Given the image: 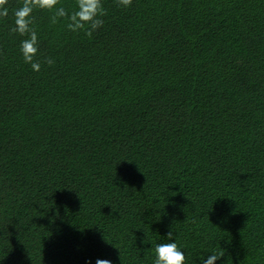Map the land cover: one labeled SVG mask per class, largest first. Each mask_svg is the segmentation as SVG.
<instances>
[{
    "label": "trees",
    "instance_id": "obj_1",
    "mask_svg": "<svg viewBox=\"0 0 264 264\" xmlns=\"http://www.w3.org/2000/svg\"><path fill=\"white\" fill-rule=\"evenodd\" d=\"M0 17V264H264V0L34 8L41 64ZM52 60L51 64L47 60Z\"/></svg>",
    "mask_w": 264,
    "mask_h": 264
},
{
    "label": "clouds",
    "instance_id": "obj_2",
    "mask_svg": "<svg viewBox=\"0 0 264 264\" xmlns=\"http://www.w3.org/2000/svg\"><path fill=\"white\" fill-rule=\"evenodd\" d=\"M129 0H122V3L127 4ZM6 0H0V17L8 14L9 9L5 7ZM57 4V0H23L17 8L13 9V27L10 29L21 35L27 33L28 38L20 41L19 51L25 63L29 64L33 71H39L41 64L34 60V56L38 52L37 33L32 25V13L34 8L42 10H50ZM103 15L101 0H76V8L72 13H67L63 7L56 8L55 14L52 17V22L55 23L58 17H66L68 23L66 27L69 30L76 31L85 28L88 25V34L95 30L103 23L99 16ZM48 64L52 60H47ZM168 242L157 243L155 245V256L153 264H184L185 252L178 247L173 238L172 232H167ZM222 256L218 253H210L203 258L201 264H215ZM88 264V262H86ZM94 264H113V261L108 258H96Z\"/></svg>",
    "mask_w": 264,
    "mask_h": 264
}]
</instances>
